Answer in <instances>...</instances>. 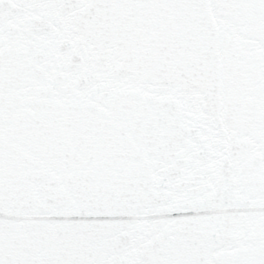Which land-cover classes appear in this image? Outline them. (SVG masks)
Wrapping results in <instances>:
<instances>
[{"label": "snow or ice", "instance_id": "snow-or-ice-1", "mask_svg": "<svg viewBox=\"0 0 264 264\" xmlns=\"http://www.w3.org/2000/svg\"><path fill=\"white\" fill-rule=\"evenodd\" d=\"M0 264H264V0H0Z\"/></svg>", "mask_w": 264, "mask_h": 264}]
</instances>
